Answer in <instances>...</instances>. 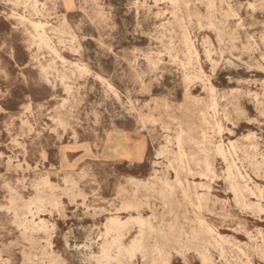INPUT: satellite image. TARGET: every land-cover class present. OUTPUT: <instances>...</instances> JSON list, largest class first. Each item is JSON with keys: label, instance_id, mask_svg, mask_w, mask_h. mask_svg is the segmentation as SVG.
Returning <instances> with one entry per match:
<instances>
[{"label": "rangeland", "instance_id": "rangeland-1", "mask_svg": "<svg viewBox=\"0 0 264 264\" xmlns=\"http://www.w3.org/2000/svg\"><path fill=\"white\" fill-rule=\"evenodd\" d=\"M114 217L157 232L111 264H264V0H0V264H98Z\"/></svg>", "mask_w": 264, "mask_h": 264}, {"label": "bare ground", "instance_id": "bare-ground-1", "mask_svg": "<svg viewBox=\"0 0 264 264\" xmlns=\"http://www.w3.org/2000/svg\"><path fill=\"white\" fill-rule=\"evenodd\" d=\"M137 1V0H136ZM32 28L35 32L34 38L40 42V45H48L47 44V36L45 35L44 27L41 23L30 22ZM181 27V26H180ZM179 28V27H178ZM208 30V29H207ZM202 39V38H201ZM192 41V40H191ZM192 44V43H191ZM214 102V101H213ZM180 112V111H179ZM80 145V144H79ZM143 152V151H142ZM216 152L221 155L226 160V154L222 146H218ZM137 154V153H136ZM140 154V153H139ZM179 159L181 160L183 157L182 148L179 147L178 152ZM125 156V155H124ZM133 158V157H132ZM141 158V157H140ZM206 164L208 163L207 159H205ZM171 165V164H169ZM207 169L209 170V165L207 164ZM178 171V170H177ZM180 171V170H179ZM165 185L168 186V182H164ZM153 186V184H151ZM145 187H148L149 184H144ZM233 189L237 195H241L243 193V188L237 183L236 178L233 179ZM121 190V189H120ZM122 191V190H121ZM70 193V192H69ZM256 193V192H255ZM13 199V198H12ZM172 200V199H171ZM11 201V200H10ZM149 201V200H148ZM15 202V201H14ZM161 203V202H160ZM15 204V203H14ZM152 205V204H151ZM240 207V206H239ZM62 208V207H61ZM133 208H137V206L132 205L131 203H124L122 206L123 210H131ZM242 208V207H241ZM152 209V208H151ZM242 210V209H241ZM61 211V210H60ZM194 211V210H193ZM14 212V211H13ZM193 213V212H191ZM242 213V212H241ZM245 213V212H244ZM19 217V216H18ZM156 217V216H155ZM29 220V219H28ZM156 220V219H155ZM34 223V222H33ZM130 224H136L140 228V234L136 238H134L129 245H124L122 243L123 232L127 229ZM205 225V224H204ZM207 226V225H206ZM213 227V226H212ZM98 228V227H97ZM106 228V237L103 247H102V255L98 259V264H111V260L114 259L112 253L116 252V257L119 258H128L132 259L135 257L137 252L145 253L144 247V236L145 231L147 230L149 235L155 234L157 232L156 228L147 220L142 217L134 218L131 217L130 220L123 221L119 217L111 218L107 224ZM195 228V227H194ZM196 229V228H195ZM210 229V228H209ZM208 229V230H209ZM206 230V229H205ZM233 231V230H232ZM211 232V231H210ZM115 234V235H114ZM210 234V233H209ZM257 238V237H256ZM264 239V238H263ZM262 239V240H263ZM226 242V241H225ZM234 242V241H233ZM232 243V242H231ZM211 249V248H210ZM153 251H155L158 255H163V251L159 246H155ZM226 252V251H225ZM149 254V253H147ZM208 255V254H207ZM236 255V254H234ZM180 256V255H179ZM227 256V255H226ZM239 257V256H238ZM143 258V257H142ZM141 258V259H142ZM149 258V257H148ZM208 258V257H207ZM241 259V258H240ZM137 263V262H136Z\"/></svg>", "mask_w": 264, "mask_h": 264}]
</instances>
